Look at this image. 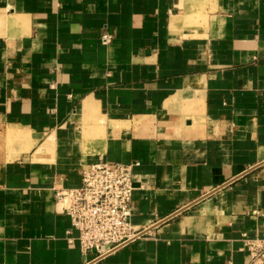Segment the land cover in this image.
I'll return each instance as SVG.
<instances>
[{"label":"crops","instance_id":"obj_1","mask_svg":"<svg viewBox=\"0 0 264 264\" xmlns=\"http://www.w3.org/2000/svg\"><path fill=\"white\" fill-rule=\"evenodd\" d=\"M0 136V264H249L264 0H0ZM95 162L138 165L132 238L93 258L55 198Z\"/></svg>","mask_w":264,"mask_h":264},{"label":"built area","instance_id":"obj_2","mask_svg":"<svg viewBox=\"0 0 264 264\" xmlns=\"http://www.w3.org/2000/svg\"><path fill=\"white\" fill-rule=\"evenodd\" d=\"M111 34H103L107 42ZM135 163L95 162L81 169V185L60 189L56 203L77 230V241L84 257L93 252L96 258L132 238L130 224L132 168ZM72 238L68 242L72 243ZM249 264H264V239L244 238Z\"/></svg>","mask_w":264,"mask_h":264},{"label":"rangeland","instance_id":"obj_3","mask_svg":"<svg viewBox=\"0 0 264 264\" xmlns=\"http://www.w3.org/2000/svg\"><path fill=\"white\" fill-rule=\"evenodd\" d=\"M19 136H20V132H18ZM3 136V140L1 142H4L5 146L9 149H12L13 147V139H14V136L15 138H18L19 136H17V134L14 135V128H8L7 129V133L2 135ZM0 136V137H2ZM1 139V138H0Z\"/></svg>","mask_w":264,"mask_h":264},{"label":"bare ground","instance_id":"obj_4","mask_svg":"<svg viewBox=\"0 0 264 264\" xmlns=\"http://www.w3.org/2000/svg\"><path fill=\"white\" fill-rule=\"evenodd\" d=\"M60 206V205H59Z\"/></svg>","mask_w":264,"mask_h":264}]
</instances>
